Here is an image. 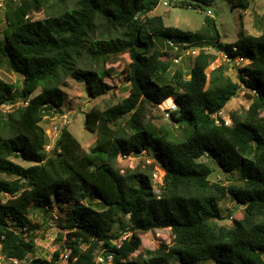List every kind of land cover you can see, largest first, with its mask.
<instances>
[{
    "label": "trees",
    "instance_id": "16d2710c",
    "mask_svg": "<svg viewBox=\"0 0 264 264\" xmlns=\"http://www.w3.org/2000/svg\"><path fill=\"white\" fill-rule=\"evenodd\" d=\"M69 1H72L71 3ZM188 7H210L215 0L174 1ZM247 11L251 0H232ZM6 27L0 44V66L19 73L16 86L0 78V264H101L96 251L112 264H264V31L245 32L231 44L216 45L230 58L249 62L239 81L225 75L224 65L207 74L214 56L200 48L189 78L176 69L167 79L174 47L190 44L192 31L167 26L150 15L160 0H6ZM45 16L35 19L36 12ZM217 31V29H216ZM161 46H166V49ZM128 54L130 93L105 109L86 113V127L96 132L86 150L68 125L52 148L42 121L61 107L66 93L53 83L61 71L88 84L97 97L110 84L107 64ZM81 63L85 68L79 69ZM244 85L252 99L242 115L227 125L219 112ZM42 87V90L33 95ZM19 104L7 114L2 106ZM174 102L170 119L184 126L178 136L171 125L152 118L158 105ZM145 151L151 164L121 170V156ZM31 162L24 166L12 158ZM214 161L224 172L239 171L228 183L212 181ZM156 167L164 171L161 193L153 189ZM239 181V182H237ZM231 195L244 212L228 227L219 223V202ZM56 201L67 212L52 257L36 252L31 210L45 212ZM129 216L132 235L113 231ZM171 229V245L142 251L140 232ZM119 241V242H117Z\"/></svg>",
    "mask_w": 264,
    "mask_h": 264
},
{
    "label": "rangeland",
    "instance_id": "374dc122",
    "mask_svg": "<svg viewBox=\"0 0 264 264\" xmlns=\"http://www.w3.org/2000/svg\"><path fill=\"white\" fill-rule=\"evenodd\" d=\"M6 2V0H4ZM168 1L169 4L165 5L164 2ZM70 3L72 1H69ZM211 10L213 16L208 14ZM152 15L162 16L165 25L178 27L186 31H192L190 37V45L184 47L181 45L179 49L175 46L171 51L173 54L179 53V56H173L171 67L166 72L167 79L172 73L181 68L189 74L194 63V58L198 55L200 48L205 52L214 56L210 66L207 69L209 75L213 69L220 65H224L226 70L225 75L230 76L234 81H239V69L243 68L246 63L240 62L238 58H230L224 49L216 45L217 32L220 34V41L223 44H231L236 42L241 32L260 35L264 31V0H251V5L247 11L233 7L232 0H215L210 7H188L182 4H175L170 0H160L159 5L152 13ZM45 16L44 11L36 12L35 19H40ZM6 27L4 17V7H0V44L2 45L4 35L3 30ZM217 29V31H216ZM166 49V46H161ZM1 54V52H0ZM130 60L128 54L120 55L117 59H112L107 64L109 75L105 80L110 84V88L100 96L93 97L89 93V86L84 81H79L73 78L68 72L61 71L53 83H59L60 87L66 93L65 103L61 107H54L48 112V115L42 121L50 138V144L47 150H50L57 139L60 130L63 126L68 125L73 137L76 138L86 150L92 149L96 140V132L86 127V113L93 107L105 109L109 106L115 105L123 98L127 97L130 93V81L127 75V66ZM79 69L85 68L81 63L77 66ZM0 78L8 82L14 83L16 86L22 83L23 77L10 69L8 66H0ZM42 87H39L33 95L39 93ZM250 91L242 85L238 95L233 97L227 105L219 112V117L227 122L231 120L230 115L236 113L242 115L249 109L252 99ZM19 104L14 105L6 104L2 106L3 112L6 114L14 110ZM178 109L176 103H168L158 105V108L153 109L152 118L158 123H167L172 126L174 132L178 136L183 135L184 126L176 125L170 119L169 111ZM264 116V113L262 114ZM14 161L29 166L32 163L22 160L21 158L13 157ZM152 155L146 154L145 151L139 154H131L129 156H121L117 159L116 165L122 171L126 168H135L142 165V168L151 164ZM214 173L211 176L212 181H222L228 183L230 180L236 179L240 173L239 171L224 172L212 160ZM239 182V181H237ZM164 185V171L160 167H156L153 175V189L154 192L159 194ZM77 203L66 204L61 207L56 201L50 205L44 213L37 209L31 211V222L36 226V244L37 249L33 256L47 257L50 259L56 249L61 248V245H66L67 233L65 232L61 237L62 225L66 223L67 212ZM219 210L221 219L220 224L228 227L233 225V220L242 216L244 206L239 205L236 200L227 195L219 202ZM121 222L114 228L115 231H123L124 237L132 235L129 221V216L121 217ZM142 239V251L146 248L155 249L161 247L163 244L171 245V229L170 228H156L149 232H140ZM119 242V241H117ZM105 248L99 247L96 251V259L101 264H112V262L100 258L103 257ZM68 250H63V257L61 263L64 264L67 260ZM4 264H19L16 261L3 260ZM199 264H215L214 260L209 259L200 262Z\"/></svg>",
    "mask_w": 264,
    "mask_h": 264
},
{
    "label": "built area",
    "instance_id": "2783aa9c",
    "mask_svg": "<svg viewBox=\"0 0 264 264\" xmlns=\"http://www.w3.org/2000/svg\"><path fill=\"white\" fill-rule=\"evenodd\" d=\"M164 4H165V5H168L169 2H168V1H165ZM5 5H6L5 1H4V0H0V7H4V8H5ZM208 14H209L210 16H213V13H212L211 10H208ZM170 44L173 45V46H175L176 49H179V47H180L179 44H174L173 42H170ZM237 58H238V60H239L240 62L246 63L245 65H247L248 62H249V60H248L246 57L242 56V55L237 56ZM245 65H244V66H245ZM230 122H231L230 120H227V122L225 121V123H226L227 125H231L232 123H230ZM112 258H113V256H112V255H109L107 261H110V262H111V261H112ZM100 260H101V261H104V258L101 257Z\"/></svg>",
    "mask_w": 264,
    "mask_h": 264
},
{
    "label": "water",
    "instance_id": "95a60500",
    "mask_svg": "<svg viewBox=\"0 0 264 264\" xmlns=\"http://www.w3.org/2000/svg\"><path fill=\"white\" fill-rule=\"evenodd\" d=\"M174 1H184V0H174Z\"/></svg>",
    "mask_w": 264,
    "mask_h": 264
},
{
    "label": "crops",
    "instance_id": "0c3cea01",
    "mask_svg": "<svg viewBox=\"0 0 264 264\" xmlns=\"http://www.w3.org/2000/svg\"><path fill=\"white\" fill-rule=\"evenodd\" d=\"M154 11H155V10H154ZM154 11H152V12L150 13V15H152V13H153Z\"/></svg>",
    "mask_w": 264,
    "mask_h": 264
},
{
    "label": "bare ground",
    "instance_id": "6f19581e",
    "mask_svg": "<svg viewBox=\"0 0 264 264\" xmlns=\"http://www.w3.org/2000/svg\"><path fill=\"white\" fill-rule=\"evenodd\" d=\"M171 103H174V102H171Z\"/></svg>",
    "mask_w": 264,
    "mask_h": 264
}]
</instances>
